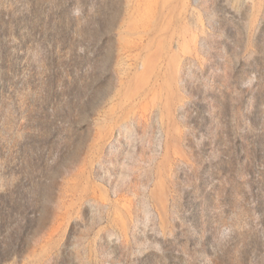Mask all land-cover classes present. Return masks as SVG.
Returning a JSON list of instances; mask_svg holds the SVG:
<instances>
[{
  "label": "rangeland",
  "instance_id": "1",
  "mask_svg": "<svg viewBox=\"0 0 264 264\" xmlns=\"http://www.w3.org/2000/svg\"><path fill=\"white\" fill-rule=\"evenodd\" d=\"M0 264H264V0H0Z\"/></svg>",
  "mask_w": 264,
  "mask_h": 264
}]
</instances>
